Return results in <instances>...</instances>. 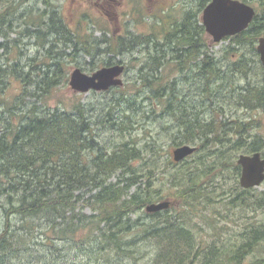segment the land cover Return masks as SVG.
Listing matches in <instances>:
<instances>
[{
	"label": "trees",
	"instance_id": "obj_1",
	"mask_svg": "<svg viewBox=\"0 0 264 264\" xmlns=\"http://www.w3.org/2000/svg\"><path fill=\"white\" fill-rule=\"evenodd\" d=\"M45 3L50 2L45 0ZM0 4L7 8L5 12L0 11V30L4 33L15 27L16 19L12 15L26 2L0 0ZM30 20V26L35 29H28L29 33H21V36L33 39V35H38L39 39L46 40L50 33H54L56 47L65 42L75 49L71 55L84 54L92 58L90 66L85 69L88 72L99 68L94 60L101 54L134 51L153 42L150 38H136L137 41L130 44L121 38L117 43L112 38L97 40L79 31L69 29L67 33L58 19L54 25L46 24L45 18L39 16ZM43 25L47 31L42 29ZM177 28L174 31L169 26L171 34L167 38L166 50L162 44L154 52L158 56L149 55L150 71H145L144 67L139 78L147 89L152 90L156 100H167L165 112L175 121L179 135L175 146L196 144L198 151L189 159H198L190 163L187 159L179 164L168 161L166 167L171 170L162 172L157 141L143 147L137 142H123L109 151L96 134L92 111L80 102L73 110L52 109L45 104L39 106V102L26 112L19 106L8 109L3 113L4 118L0 115L3 128L0 133V199L4 203L0 207L6 216L5 230L0 234V264H6L4 255L14 245L13 217H19L23 227L36 220H46L58 240L70 241L74 235H81L102 250L127 253L130 251L126 249L137 248L139 243H150L155 251L153 264H241L248 255L264 248V219L258 226L242 233V243L233 249L216 242L209 245L200 243L192 226L195 225L194 213L201 207L207 209L224 204L223 207L231 211L237 208L264 211V193L242 189L238 184L227 191L217 192V181L226 179L228 171H235L236 179L241 176V167L233 159L236 153H264V137L253 136L256 125L252 122L220 120L224 107L216 109V118L208 121H202L188 106L180 108L176 104L177 81L172 85L166 83L161 74L165 55L172 52L173 60L177 62L176 71L190 69L191 72L194 65L190 63L196 62L198 85L202 87L203 94L209 95L212 81L224 83L240 75L247 82L229 92L230 104L237 109L264 111V83L248 81L253 64L255 61L260 63L257 44L264 37V26L257 19L245 32L226 38L231 41V46L223 52V58H229L230 62L209 56L206 52L208 37L203 26L188 29L177 25ZM62 35H66V41ZM7 45L1 44L0 51L9 52L5 49ZM239 50H247L250 57L236 55ZM4 56L0 55V87L9 75V65L3 60ZM49 57L52 63L48 64V71L39 76L42 80L34 91L24 89L26 97L42 100V97L51 95L52 89L62 79L59 55L52 50ZM116 64L112 59L105 63L108 67ZM32 77L25 75L29 81ZM184 79L189 80L185 83L187 86L195 82L189 75ZM136 105L137 102L128 103L131 110H138ZM111 117L108 114V122L113 121ZM207 160H211L210 163ZM118 174L119 180L114 183L112 180ZM160 174L165 175L166 184L177 191L176 197L184 207L182 213L170 214L175 211L171 209L156 214L145 212L148 205L158 199L163 200L162 194L155 190ZM133 189L135 192L131 193ZM87 195H91L89 199ZM80 203H87L97 215L87 216L82 210L77 211ZM139 213L155 221L150 224L140 223L141 218L133 221ZM130 236L132 238L129 239ZM259 264H264V258L259 260Z\"/></svg>",
	"mask_w": 264,
	"mask_h": 264
},
{
	"label": "rangeland",
	"instance_id": "obj_2",
	"mask_svg": "<svg viewBox=\"0 0 264 264\" xmlns=\"http://www.w3.org/2000/svg\"><path fill=\"white\" fill-rule=\"evenodd\" d=\"M94 1L96 0L90 2L88 0H49L50 3L46 4L45 0H25L26 4L17 7V12L12 15L16 19L14 21L15 27L12 30H6L4 33H1L0 30V45L7 43L6 49L9 50V52L6 50L0 51V55L5 54L3 60L9 65V75L5 79V84L0 87V115L4 118L3 113L14 106H19V109L22 108L26 112L36 102H39V106L45 104V107L52 109L61 107L67 110H73L79 102L83 103L89 111H92L91 116L95 124L96 134L107 150L112 151L123 142H137L140 147H143L147 143L153 145L157 141L156 150L159 149L158 157L162 172H169L171 168L166 167V164L168 161L174 163L173 150L177 148L175 140L179 138L177 127L175 121L169 118V115L165 112L167 100H156L153 92H151L152 90L147 89L148 87H145L144 82L139 78V74H141L144 67L146 68L145 71H150L148 66L149 55L155 54L158 56L154 52L159 45L163 44L162 28L159 23L164 11V16L173 15L174 18L181 19L187 7H190L191 0H125L123 7L117 12L118 16L115 15V11L106 10L112 15V19L101 13L95 7ZM194 9L196 8L194 7ZM6 10V5L0 4V11L5 12ZM59 12L67 16V25H69L70 30L79 31L81 34L97 40L104 41L112 38L116 42L121 38L127 41L126 43L123 40L126 44H130L136 38H150L153 42L147 43L134 51L101 54L97 60H94L99 66L97 70L107 67L105 63L109 59L114 60L117 64L127 66V71L122 76L124 85L112 88L108 92L92 91L87 94H80L70 86L71 75L76 69H81L88 74L96 72L97 70L85 71L90 66L91 57H86L84 54L71 55L75 52V49L65 42L56 47L53 42V39L56 38L53 35L54 33H50L46 40L39 39L38 35H33V39L20 35L21 33H29L28 29H35V27L30 26L32 23L31 17L32 19L38 18V16L44 18L43 15L45 14L46 24L54 25L56 23L55 19L62 23L61 18L58 17ZM42 29L47 31L48 28L43 25ZM68 31L69 29L66 28L67 33ZM3 34H6V36ZM61 37L66 41V35ZM207 37L208 47L206 52L209 56L216 58L218 61L225 59V62H230L229 58H223V52L231 46V41L224 39L220 43H215L209 35ZM52 50L54 54L59 55L58 60H61L63 65H61L63 69L62 79L52 89L51 95L42 97V100L37 99L36 101L35 98L26 97L24 89L28 88L34 91L36 84L42 80L39 76L48 71V64L52 63L49 57ZM168 55L164 60L161 74L166 78V83L172 85L174 81H177L175 95L178 97L176 104L180 108L188 106L194 115H199L202 121H208L213 117L216 118V109L224 107V110L221 109L224 114L222 112V117H219L220 120L230 119L246 123L252 122L256 125L253 136L264 137V111L237 109L235 105H231L228 101L229 92L232 89L244 86L247 82L246 79L238 75L233 80L224 83L212 81L210 93L206 95L203 94L202 87L198 85L199 77H197V74L199 68L196 67L191 72L190 69L176 71L177 62L173 60L172 55ZM236 55L250 57L251 54L247 50H239ZM253 68L248 81L253 83L262 82L263 84L264 69L262 64L255 61ZM28 74L33 76L30 81L25 79V75ZM188 75L195 82L187 86L185 83L189 80L184 78ZM127 102H137L136 107L138 110H131ZM108 114L112 115V122H108ZM8 117L10 118V115L7 114ZM122 124L124 125L121 126ZM125 127H127V130ZM202 153L204 152L200 154ZM261 154L264 158V153ZM241 155L253 154H247L243 151L237 153L233 157L237 165ZM196 158L189 159V163L195 161ZM210 161L207 160L208 163ZM235 175V171L231 170L227 172L226 179L222 178L221 181H217L219 186L217 192L227 191L236 184L241 188V176L236 179ZM164 177L165 175L160 174V180L155 182V190L160 192L163 198V200H156L155 203L169 200L172 202L170 209L175 210L170 214L174 215L177 212L180 214L184 207L176 197L177 191L166 184L167 180ZM118 180L119 174L112 181L116 183ZM251 190L254 193H264V184ZM134 192L135 189L131 191V193ZM90 196L87 195L86 198L89 199ZM3 204L0 199V206ZM223 205L219 204L207 209L198 208L194 213L196 215L194 221L196 228L195 225L192 226L200 243L209 245L216 242L218 245L226 244L229 249H233L236 245L242 243V233L263 222L264 211L253 212L241 208L231 211L225 209ZM81 210L87 216L97 215L87 203H80L77 211ZM139 218L142 219L140 223L143 224H150L155 221L148 218L144 213L134 216L133 221H137ZM11 219L12 226L15 227L14 234L16 237L15 241H12L14 243L13 248H8L4 255L6 264H153L152 259L155 251L150 243H139L137 248L126 249L130 251L127 253L102 250V248L96 247L92 240H87L85 236L82 237L81 235L80 237L74 235V239L70 241L58 240L46 220H36L26 225L28 227H23L19 217ZM5 224V212L0 207V234L4 232ZM31 228L34 230H30ZM263 258L264 248L248 255L241 264H259V260ZM225 264L227 263L225 262Z\"/></svg>",
	"mask_w": 264,
	"mask_h": 264
},
{
	"label": "water",
	"instance_id": "obj_3",
	"mask_svg": "<svg viewBox=\"0 0 264 264\" xmlns=\"http://www.w3.org/2000/svg\"><path fill=\"white\" fill-rule=\"evenodd\" d=\"M256 15L255 10L249 5L238 0H212L206 7L203 21L207 33L215 43L222 42L225 38L237 36L245 32ZM258 52L264 68V37L259 39ZM124 65L104 67L89 75L81 69H76L70 80L71 88L80 94H87L91 91L106 92L112 87L123 86L122 76L125 74ZM2 127L0 124V133ZM198 151L196 146L183 145L173 150V160L181 163L193 156ZM238 165L242 168L240 185L243 189L249 190L260 187L264 184V158L261 153L253 155H241ZM172 202L165 200L152 203L146 207V212L156 214L169 210Z\"/></svg>",
	"mask_w": 264,
	"mask_h": 264
},
{
	"label": "flooded vegetation",
	"instance_id": "obj_4",
	"mask_svg": "<svg viewBox=\"0 0 264 264\" xmlns=\"http://www.w3.org/2000/svg\"><path fill=\"white\" fill-rule=\"evenodd\" d=\"M88 1L90 2L91 0H88ZM241 1L243 3L249 5L250 7H252L255 10L256 16L254 17V20L252 22L255 23L258 19V21H260L262 23V25L264 26V17H263L264 0H241ZM94 2H95V7L97 9H99V11L101 13L105 14L108 18L110 17L112 19V15H110L109 12H107L106 10L108 9L112 12L115 11V15L118 16L117 12L120 8L123 7L125 0H96ZM211 2H212V0H191L190 7L189 8L187 7V9L185 10L184 13L182 12L183 16L181 19L177 18V17L174 18L173 15L164 16L165 15V11H164L163 16L160 17L161 20H160L159 24L162 28V36H163L162 42L164 44L165 50H166V42L168 40L167 38L171 34L170 33L171 29H169V26L171 28H174V31H176L175 29L178 30L177 25H179V27L184 26L185 28H188V29L190 27L191 28H197L198 26H203L205 28L204 21H203V15H204V11H205L206 7ZM194 7L196 9H194ZM53 8H55V7L53 6ZM43 17L45 18V14L43 15ZM58 17L61 18L60 20L62 21L64 27L67 29H70L69 25H67V16L64 15L63 13L59 12ZM171 38H175V36H172ZM167 54L173 56L172 53H166L165 58H166ZM259 58H260V56H259ZM260 63H261V61H260ZM190 64L194 65L193 69L196 68V62L195 61H193ZM180 65H181V63L179 64V66ZM126 70H127V66H126Z\"/></svg>",
	"mask_w": 264,
	"mask_h": 264
},
{
	"label": "bare ground",
	"instance_id": "obj_5",
	"mask_svg": "<svg viewBox=\"0 0 264 264\" xmlns=\"http://www.w3.org/2000/svg\"><path fill=\"white\" fill-rule=\"evenodd\" d=\"M171 19V18H170ZM168 21V20H167ZM166 22V21H165ZM203 25V24H202ZM6 49V48H5ZM258 53V52H257ZM256 53V54H257ZM260 59V58H259ZM247 85H248V83H247ZM260 88V87H259ZM245 100V99H244ZM258 102H259V100H258ZM258 102H257V104H258ZM262 103V102H261ZM245 106V105H244ZM250 130V129H249ZM247 132V131H246ZM246 135V134H245ZM258 138V137H257ZM246 140H244V142H245ZM247 145V144H246ZM195 146H196V144H195ZM235 150H236V148H235ZM246 151V150H245ZM235 152V151H234ZM237 154V153H236ZM247 154H248V152H247ZM250 154V153H249ZM254 154V153H253ZM239 155V154H238ZM238 159V158H237ZM239 166V165H238ZM241 169V168H240ZM160 202H162V201H160ZM158 203V202H157ZM167 211V210H166ZM164 212V211H163ZM8 232V231H7ZM10 235V234H9ZM1 236V235H0ZM4 236H6V235H4Z\"/></svg>",
	"mask_w": 264,
	"mask_h": 264
}]
</instances>
